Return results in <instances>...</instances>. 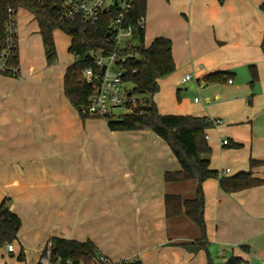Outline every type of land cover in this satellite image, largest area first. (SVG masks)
<instances>
[{
    "label": "crops",
    "instance_id": "crops-1",
    "mask_svg": "<svg viewBox=\"0 0 264 264\" xmlns=\"http://www.w3.org/2000/svg\"><path fill=\"white\" fill-rule=\"evenodd\" d=\"M262 3L146 0L144 44L168 38L175 65L158 79L151 99L160 114L211 122L209 167L229 169L223 176L251 170L264 180ZM24 30L16 31L18 40ZM29 40V58L21 60L18 49L19 76L0 75V202L7 199L20 218L18 233L36 257L22 264H37L52 237L89 240L109 264H205L204 250L181 246L200 238L196 223L184 213L165 214V195L189 200L197 188L195 179H164L181 169L168 144L148 129L111 131L105 120H82L63 91L70 64L44 68L34 35ZM250 66L257 72L253 83ZM216 72L224 80L205 82ZM250 160L262 163L251 168ZM202 191L213 264L230 256L264 264V184L226 193L209 178ZM19 251L1 247L0 264H8L4 254L20 262Z\"/></svg>",
    "mask_w": 264,
    "mask_h": 264
},
{
    "label": "trees",
    "instance_id": "trees-1",
    "mask_svg": "<svg viewBox=\"0 0 264 264\" xmlns=\"http://www.w3.org/2000/svg\"><path fill=\"white\" fill-rule=\"evenodd\" d=\"M8 8L25 9L33 15L38 25L48 66L56 60L53 31L61 29L70 36L68 51L75 56V59L66 68L63 75V91L66 99L82 120L98 118L89 116L84 112L88 99L94 92L92 85L87 83L83 76L86 68L94 66L92 60L86 55L93 50H100L103 55L111 54L116 50L120 54L128 56L127 64L130 72L126 80L131 83L134 94H147V97L140 105V109L135 112L100 118L105 120L108 129L111 131L140 129L152 131L168 144L180 164L181 169L179 171L165 172L164 179L166 181L187 179L197 181L195 197L192 199L181 201L177 195H165V214L167 217H171L184 213L196 223L200 230V238L192 243H183L181 246L190 252L204 250L207 256L205 264H213L208 251L206 221L204 219L203 182L209 178L217 179L220 189L226 193H234L253 186L263 185L264 180L255 178L251 170L241 171L232 176H223L210 169L209 155L211 149L205 139V130L211 126V122L207 119L190 115L159 113L151 98L159 91L158 79L175 70L171 55V41L168 38L157 37L148 46H145L144 30L134 28L136 44L123 49H116L111 39L106 36L108 33V13L101 15L98 22L93 26L84 28L82 24L67 23L58 19L51 6L37 0H0V37L4 36ZM260 9L264 11V3L260 5ZM145 11L146 0H135L131 16L137 18L140 15H145ZM261 50L264 54V35ZM12 62L18 66V48L15 50ZM250 72L251 83H253L257 80V72L254 66H250ZM3 74L13 76L12 74ZM225 75L221 72L210 74L205 77V82L222 81ZM177 98L179 99V96ZM261 163L250 160V167ZM20 226V218L10 211L7 199L4 198L0 202V248L18 238L17 233ZM48 243H50L53 264L57 262L58 257L60 264H69L68 262L70 264H89L97 256L96 248L89 240L81 242L52 237ZM47 244L43 248L41 256L46 254ZM17 259L20 261L25 259L22 248ZM37 264H41L40 261ZM119 264H142V262L135 260ZM225 264H244V262L239 257L230 256Z\"/></svg>",
    "mask_w": 264,
    "mask_h": 264
},
{
    "label": "built area",
    "instance_id": "built-area-1",
    "mask_svg": "<svg viewBox=\"0 0 264 264\" xmlns=\"http://www.w3.org/2000/svg\"><path fill=\"white\" fill-rule=\"evenodd\" d=\"M51 6L58 19L67 23H79L84 28L96 24L101 15L108 13V38L111 39L116 49H123L136 44L134 28L144 30L145 17L131 16V10L135 0H37ZM18 10L8 8V18L5 23L4 38L0 37V73L19 76L18 66L14 65L15 50L18 48V37L16 33V14ZM89 59L94 66L84 70L83 76L87 83L91 84L94 92L88 99L84 110L89 116L104 117L115 116L113 111L124 109L126 113L139 110L143 103L136 94L132 92L131 83L126 80L130 70L127 64L128 56L114 51L103 55L100 50L89 52ZM104 67V69H103ZM191 79L185 75L182 82ZM228 82H231L229 79ZM125 113V114H126ZM220 123L215 120L214 124ZM207 137V136H205ZM223 145H229L228 140L222 141ZM225 169L219 172L223 175L228 172ZM8 252L14 251L12 243L5 245ZM41 264H53L51 261L50 243L47 244L46 254L40 257ZM70 264V262H68ZM55 264H60L57 258ZM83 264V263H81ZM89 264H109L103 256H96ZM225 264V263H224Z\"/></svg>",
    "mask_w": 264,
    "mask_h": 264
},
{
    "label": "rangeland",
    "instance_id": "rangeland-1",
    "mask_svg": "<svg viewBox=\"0 0 264 264\" xmlns=\"http://www.w3.org/2000/svg\"><path fill=\"white\" fill-rule=\"evenodd\" d=\"M33 15L25 9H19L17 11L16 14V31L20 32L21 27H24V34L25 35H21L20 39L18 40V49L19 51V58L22 60L29 58L31 55L29 54L28 50H29V44L30 41L29 40L31 38L32 35H34L35 40L37 41L38 44V49L41 53V56H44L45 62H46V57L43 54V49H42V45H41V41L38 35V27L36 25L35 20L32 17ZM20 35V34H19ZM53 41H54V45H55V49H56V60L54 61V63L50 66H48L46 63L43 66L44 68H52L53 66L57 65V68L59 66H67L71 63L74 62L75 56L70 53L68 51L69 45H70V36L68 34H66L65 32H63L61 29H55L53 31ZM19 37V36H17ZM21 74V73H20ZM1 76H4V74L0 73ZM137 97L143 101V99H146V95L147 94H136ZM192 97V96H191ZM126 111L124 109H117L115 111H113V114L115 116L121 115V114H125ZM97 119L100 120H104L103 118L98 117ZM17 239L15 241L12 242L13 246H14V254H17V252L23 248H26L27 250L25 251L23 249L24 255H25V259L26 261H30L33 262L35 261L36 257H32L31 255V249L28 248V244L26 243L27 238L26 235L24 234V232L21 230L20 233L17 234ZM1 259V257H0ZM4 260H6V262L8 264H11L12 262H16V264H22L24 263L23 261H16L15 257H10L7 256L6 254H4Z\"/></svg>",
    "mask_w": 264,
    "mask_h": 264
},
{
    "label": "water",
    "instance_id": "water-1",
    "mask_svg": "<svg viewBox=\"0 0 264 264\" xmlns=\"http://www.w3.org/2000/svg\"><path fill=\"white\" fill-rule=\"evenodd\" d=\"M106 36L108 37V36H109V34H107ZM86 57H90V54H87V55H86ZM103 69H104V67H103Z\"/></svg>",
    "mask_w": 264,
    "mask_h": 264
}]
</instances>
